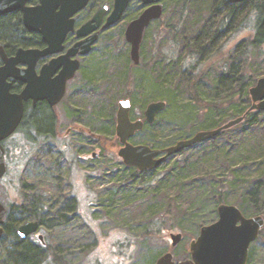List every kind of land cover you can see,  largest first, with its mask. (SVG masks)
Returning a JSON list of instances; mask_svg holds the SVG:
<instances>
[{"label": "rangeland", "instance_id": "rangeland-1", "mask_svg": "<svg viewBox=\"0 0 264 264\" xmlns=\"http://www.w3.org/2000/svg\"><path fill=\"white\" fill-rule=\"evenodd\" d=\"M185 1L163 0L162 18L154 21L145 32L139 66H135L129 58L130 46L125 39L127 24L139 8L138 0H133L122 20L99 38L92 52L84 59L82 70L70 86L69 97L73 106L80 102L77 99H84L83 105L89 114L95 111L101 117L107 115L87 122V127L90 126L94 133H98L105 124L110 126L108 138L103 139V158L93 160V165L80 161L79 155L90 152L96 145L88 137L81 138L75 134L70 136V150L64 151L53 143L42 144L38 150L31 148V138L18 137L8 142L14 151L8 157L10 169L7 179L11 178L12 182L10 184L5 179L0 181L2 202L9 203L20 195L15 186L21 181L28 184L24 191L29 194H32L33 186L40 182V190L43 191L54 184L55 200L60 195L68 199L70 189L77 197L78 214H68L67 218L61 216L68 206L67 199L63 198L57 212L54 210L59 216L55 218L53 227L45 230L47 247L52 254L61 258L63 264H116L117 260L119 264H156L168 250L175 259L188 256L190 243L197 238L201 227L218 220L214 204L220 192L226 198L225 203L237 206L244 215L264 216V187L259 186L254 191L255 186L250 181L241 183V180L245 181V170L240 173L241 180L232 178L223 183L224 189L221 188L225 178V150L240 143L236 127L227 136L232 137L233 141L228 142L225 149L219 145L222 151H215L213 147L220 143L218 140L194 146L187 152L168 158L155 170L162 171L163 178L153 183H147V180L153 177L154 171L146 173L143 180L142 176H138L137 180L130 179L132 170L124 165L117 154L120 144L115 133L116 112L119 100L127 98L124 97L127 95H131L128 98L133 103V119L143 117L149 103L159 100L167 102L166 109L157 115L155 122L146 125L131 139L136 144L166 147L237 117L229 113H224L222 117L216 111L209 113L205 109L193 111L188 107L182 108L183 105L177 102L170 105L161 98L159 92L167 94V91L156 86L158 77L153 74L152 59L169 49L174 18L185 6ZM113 2L91 0L81 19L88 20L103 5L112 9ZM201 2L191 0L187 3V9L194 15L196 10L208 12L210 1L205 0L202 8L199 7ZM244 29L246 33L240 35L239 40H246L249 35V31ZM250 70V73H255ZM103 94L105 101L101 97ZM107 117L108 120L113 118V123L105 122ZM74 119L76 116L72 114V124ZM153 141L159 146L152 145ZM64 154L76 161L66 160ZM87 171L90 174L84 173ZM169 201L172 203V217L166 215ZM161 217L164 218L162 230L156 234L149 233L152 219L158 221ZM178 232L183 234V238L172 248L170 234ZM11 251L10 241L0 239V264H8ZM248 264H264V228L250 247Z\"/></svg>", "mask_w": 264, "mask_h": 264}, {"label": "water", "instance_id": "water-1", "mask_svg": "<svg viewBox=\"0 0 264 264\" xmlns=\"http://www.w3.org/2000/svg\"><path fill=\"white\" fill-rule=\"evenodd\" d=\"M33 0H0V18L20 11L25 28L30 32L41 34L46 43L44 48L20 47L15 54L8 55L4 46H0V179L6 172L4 159V146L2 142L12 135L22 122L24 116V102L33 99H49L51 103L59 101L66 89V82L75 75L79 69V60H71L62 71L59 78V88L54 86L51 79L55 69L62 60H69L77 54H87L91 51L99 33L95 32L103 24L108 13V6L99 8L93 17L75 30L79 13L88 7L91 0H37L36 5H30ZM132 0H114L113 9L107 16L103 28L110 27L121 20ZM148 6L142 14L132 20L125 31L126 39L131 44L130 56L135 65H139L140 47L145 29L156 19L163 15L162 0H140ZM230 4L243 0H227ZM76 31L81 39L71 48L66 55L53 60L43 67L38 76L35 72L37 61L41 57L58 53L65 49L64 42L70 32ZM60 61V62H59ZM58 62V63H57ZM27 64L26 69L19 67ZM10 79L21 80L26 83L21 93H12ZM251 105L240 116L233 118L223 125L201 130L191 137L180 139L174 144L153 148L146 144H133L130 139L138 131L144 129L142 119L132 120L130 99H121L118 102L116 113V135L119 137L121 147L119 157L126 166L136 167L140 171H152L170 157L182 153L197 144L221 134L223 131L240 125L246 117L254 111H264V76L258 78L250 87ZM167 102L163 100L148 104L145 110L146 121L154 123L157 115L165 110ZM7 209L0 201V239L4 234V221ZM38 221H30L19 227V236L23 239L36 232ZM264 228V216L255 215L246 217L235 205L221 203L218 205V220L209 225H204L196 239L190 243L191 258L177 263L173 253H164L156 264H247L251 244L256 241ZM181 232L171 233V246L175 247L181 242Z\"/></svg>", "mask_w": 264, "mask_h": 264}, {"label": "trees", "instance_id": "trees-1", "mask_svg": "<svg viewBox=\"0 0 264 264\" xmlns=\"http://www.w3.org/2000/svg\"><path fill=\"white\" fill-rule=\"evenodd\" d=\"M190 1H185V6L174 18L173 38L169 49L163 53L164 55L158 53L152 59L153 67L151 68L153 74L155 73L158 77L156 86L159 89L166 88L167 94L164 91L159 93L161 98L167 100L170 105L177 102L183 105L182 108L188 107L193 111L205 109L209 113L216 111L222 117L224 113L238 117L251 105L250 87L255 84L258 77L264 76V0H251L256 7L246 10L236 6L224 8L225 0H209L208 12L196 10L195 15L187 9V3ZM204 2L205 0H202L199 7L202 8ZM194 7L196 8L197 5ZM244 28L249 31V35L246 40H239ZM0 45L4 46L8 55H13L20 47L41 46L42 40L37 34L29 33L25 29L20 13L15 12L0 18ZM250 69L255 73H250ZM128 96L131 95L124 97L128 98ZM101 97L105 101V94ZM86 112L87 122L107 116L104 114L101 117L95 111L91 114ZM41 119L38 120L39 125L43 123ZM104 121L113 123V118L108 120L107 117ZM109 127L105 124L98 133H92L95 137L101 136L107 139ZM235 127L240 143L225 150L223 156L225 178L221 182V188L224 189L223 183L232 178L235 181L241 180L240 173L245 170V181L241 180V183L250 181L255 186L254 191H257L259 186L264 187V111L250 113L244 122ZM233 128L195 146L220 140V143L214 144L213 147L215 151H222L219 145L225 149L229 145L228 142L233 141L232 137H227ZM91 131L89 126L88 132ZM151 144L159 146L155 141ZM128 168L133 172L130 177L132 180H137L138 176H142L143 180L146 173L151 172H140L135 167ZM155 170H152L155 173L150 180H147V183L163 178V172ZM225 202L226 198L220 192L214 204L217 211L218 205ZM67 203L68 211L74 213L77 201L72 197ZM32 213L37 219L47 220L46 217H40V210L32 211ZM172 214L170 202L166 215L172 217ZM163 220L164 218L161 217L158 223L152 219L148 232L156 234L159 230L161 231ZM1 239L9 240L12 247L8 264H63L60 257L51 253L50 248L47 251L37 247L29 239L20 238L8 225Z\"/></svg>", "mask_w": 264, "mask_h": 264}, {"label": "flooded vegetation", "instance_id": "flooded-vegetation-1", "mask_svg": "<svg viewBox=\"0 0 264 264\" xmlns=\"http://www.w3.org/2000/svg\"><path fill=\"white\" fill-rule=\"evenodd\" d=\"M138 1L140 2L139 8H138L136 14H134L130 18V21L128 22L127 26L129 25V23L132 20L139 17L142 14V12L148 7V6L144 5L140 0H138ZM132 2H133V0L131 1V3ZM161 2L163 4V0ZM131 3H130V5H131ZM36 4H37V0H33L32 2H30V5H36ZM113 5H114V2H113ZM103 6H107V5H103ZM229 6H236L237 8H240L243 10H246L247 8H255L256 7L255 4H252L251 0H243L242 2H238V3H234V4H230L227 0H225L224 8L229 7ZM112 9H113V7H112ZM112 9H110L108 6L109 11L104 18L103 24L96 31L91 33V34H94L95 32L99 33L96 42L99 40V38L104 33L111 30L124 17V15H123L121 20L119 22H117L116 24H114L110 27H107V28H103L104 24L106 23L107 16L110 14ZM84 10H82L79 13V17H78L76 24H75V30H77L80 26H82L84 23H86L88 20H90L94 15L93 14L88 20L83 21L81 19V14ZM17 12L20 13L21 19H22V24L24 26L22 13L20 11H17ZM13 13H15V12H13ZM13 13H11V14H13ZM163 14H164V4H163ZM8 15H10V14H8ZM3 17H5V16H3ZM160 19H156L154 21H157ZM154 21H152L150 23V25ZM244 26H245V23H244ZM147 28L144 31V35H145ZM126 29H127V27H126ZM28 32L32 33V34H37L41 38L42 45L36 46L37 48L42 49L46 46V43L43 41L41 34L36 33V32H30V31H28ZM244 33H246L245 29L243 32H241L240 35H242ZM144 35H143V39H144ZM125 39H126V35H125ZM80 40L81 39H79L77 37L76 31L70 32L67 35L66 40L64 42L65 49L63 51L58 52V53H52V54L45 56V57H41L37 61L36 66H35L36 75L39 76L41 74V71L45 65L50 64L53 60L59 59V58L63 57L64 55H66L69 48H71L73 45H75ZM96 42L93 44L92 49L89 53L77 54V55L71 57L69 60L64 59V60H62V62L59 61L60 62L59 66L56 67V69H55V71L51 77V79L54 80L53 88H55V87L59 88V86H58L59 78L58 77L60 76L62 71L66 68V65L69 63V61L77 59V60H79V63H80L79 69L75 72V75L72 78L67 80L65 93L59 101H57L56 103H51V101L49 99H40L37 101H34L33 99H29V100L24 102V116H23L21 124L19 125L17 130L12 135H10L7 139H5L2 142V144L4 146V150H5L4 159H5V163H6V172L3 175V177L0 179V181L5 179V180H8V182L10 184L12 182L11 178L7 179L9 169H10V161H9L8 157L12 156L13 155L12 153H14V151H13L12 145L11 146L8 145V142L10 140L18 138V137H21L22 139H27V140L29 138L33 139L32 143L29 141L28 142L31 144V148L34 147V149L36 148L37 150L40 148V146L42 144L53 143L54 145H57L58 147H60V151H64L63 149L70 150L69 144H70L71 134H75L81 138H83V137L87 138L89 136L88 138L93 140V142H94L93 145H96V146L90 152L85 151V152L81 153V155H79L78 159L80 161L85 162L86 164L93 165V162H92L93 160L103 158V156L105 155L104 154V147H103V138L101 136L95 137V135L92 132H90V133L88 132L87 118H86L87 117V112H86L87 110L85 109V106L83 105L84 99H82V98L77 99L80 102L75 103V104L73 103L74 104V106H73L72 102L70 100V97H69L70 86H71L72 82L76 79L78 73L82 70L83 65H84L83 61L92 52ZM126 42L128 43V45L131 48V44L127 41V39H126ZM142 42H143V40H142ZM141 45H142V43H141ZM129 56H130V49H129ZM140 56H141V47H140ZM130 59H131V56H130ZM2 64H3V61L0 57V65H2ZM140 64H141V60H140L139 65ZM139 65H135V66H139ZM19 67L22 69H26L28 67V65L27 64H20ZM10 81L12 83V87H11L12 93H21L26 87V83L22 82L21 80L10 79ZM125 99H130V98H125ZM131 103H132V100H131ZM132 109H133V103H132V108H131V118H132ZM72 114L76 116V119H74V124H72V122H73ZM39 118H42L41 121L43 122L42 124L40 123V125L38 124ZM137 119H142L144 121V123H145L144 129H145L146 125L151 124V123H148L146 121L145 111H144L143 117H139L136 119L132 118V120H137ZM143 130H141V131H143ZM141 131H138L137 133H139ZM115 133H116V127H115ZM134 136H132L131 139ZM116 137H117V135H116ZM117 139L119 140V144L121 147L122 145H121L119 137H117ZM131 139H130V141L133 144H136ZM62 143H63V145H61ZM153 148H157V147H153ZM117 154H118V151H117ZM67 156L68 155H65L66 160H70V162L76 161V159H73V158H71L69 156L67 157ZM127 167H131V166H127ZM140 172H146V171H140ZM84 173L90 174V172H88V171L84 172ZM37 183H38V185L33 186L34 190H32V194H29V193L24 191L25 187H27L28 184H23V182L21 181L15 186L17 188V192L20 193V195L15 200H13L9 203H4L0 200L5 205V207L7 209L3 227H4V231H5V227H6V225H8L9 227H11V230L15 231L17 233V235L19 236L18 230H19V227L21 225H23L24 223L30 222V221H38L39 222L38 230L36 232L32 233L31 235H29L25 239L31 240L34 244L37 245V247H40L41 249L48 251L49 248L47 247L48 244L46 243L45 230H49L53 227L52 225H54L55 218H57V216H59L58 214L56 215V213H55V211L57 212V206L60 204V202L62 201L63 198H65V200L67 198H66V196L60 195L55 200V198L53 196L54 195V189H53L54 184L51 185L50 189L43 191V190H40L41 189L40 188V182H37ZM69 194H70V196H68V199L66 200V202H70V199L72 197L77 201V197L72 194L71 189L69 191ZM65 200H64V202H65ZM38 210H40V217H46L47 220L42 221L41 219L35 218V215H34V213H32V211L38 212ZM74 213L78 214L77 209ZM68 214H73V213H70V211H68V209H67L66 211L62 212L61 216H66ZM253 216H255V215H253ZM246 217H252V216H246ZM8 219L9 220L12 219V221H9ZM170 242H172V241H170ZM175 247H172V248H175ZM168 251H171V250H168ZM173 256H174V254H173ZM189 258H191L190 246H189L188 256H184L183 258H180V259H175V256H174V260L177 263L184 261V260H187ZM249 260H250V252H249ZM249 260H248V263H249ZM117 263L119 264V260L116 261V264Z\"/></svg>", "mask_w": 264, "mask_h": 264}]
</instances>
